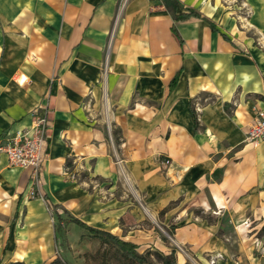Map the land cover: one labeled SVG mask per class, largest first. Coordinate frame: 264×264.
<instances>
[{"label": "crops", "instance_id": "obj_1", "mask_svg": "<svg viewBox=\"0 0 264 264\" xmlns=\"http://www.w3.org/2000/svg\"><path fill=\"white\" fill-rule=\"evenodd\" d=\"M172 1L0 0V146L34 109L49 121L37 186L0 152V264L60 258L64 215L167 255L146 217L163 215L199 260L221 242L191 209L228 217L242 246L264 227V141L245 136L264 109V0Z\"/></svg>", "mask_w": 264, "mask_h": 264}, {"label": "rangeland", "instance_id": "obj_2", "mask_svg": "<svg viewBox=\"0 0 264 264\" xmlns=\"http://www.w3.org/2000/svg\"><path fill=\"white\" fill-rule=\"evenodd\" d=\"M125 188L128 191L126 201L132 207L141 210L142 201L138 194L127 186ZM119 202L123 205L125 200H120ZM178 206V201L172 202L165 211H175ZM189 214L190 216H194L198 220V223L207 225L213 229L214 235L221 242L220 255L209 254V252H198L199 256L202 255L205 259L199 260L197 254H195V257L192 255L191 249L175 244L172 232L161 225L163 223V215L158 217L147 215L149 226L155 228L157 235L170 244L169 254L174 250L176 258L180 256L184 258V264H220L222 262H230L232 264H264V227L256 235L250 237L249 241L244 242V246H242L241 237L231 229L228 217L222 215L215 216L210 214V212L205 213L200 208L191 209ZM170 222H172L171 219ZM55 223L60 226L57 231L60 242L56 249V256L60 257L67 264H136L122 256L110 244L91 236L87 231L80 229L78 226L72 225L69 218L65 215ZM136 234L137 236L142 235V233L138 232ZM252 234L255 233L252 232ZM252 234L248 235L251 236ZM156 252L162 253L157 248L138 249V253L148 256L151 264H162Z\"/></svg>", "mask_w": 264, "mask_h": 264}, {"label": "built area", "instance_id": "obj_3", "mask_svg": "<svg viewBox=\"0 0 264 264\" xmlns=\"http://www.w3.org/2000/svg\"><path fill=\"white\" fill-rule=\"evenodd\" d=\"M127 0H123V5ZM32 123L27 129L15 132L8 141L0 146V152L7 157L9 164L13 167L29 169L33 186H37L39 173L44 163L46 155V137L49 127V121L41 108H36L31 113ZM246 142L257 147L264 141V109L256 110L253 123L246 130ZM170 164L169 159H163L161 165ZM65 173L71 180H75V175L68 169ZM30 196L34 198L36 193L32 188Z\"/></svg>", "mask_w": 264, "mask_h": 264}, {"label": "trees", "instance_id": "obj_4", "mask_svg": "<svg viewBox=\"0 0 264 264\" xmlns=\"http://www.w3.org/2000/svg\"><path fill=\"white\" fill-rule=\"evenodd\" d=\"M170 3H173V1L169 0V5H170ZM190 16L198 17L199 15L190 11L186 15L176 16V17H174V19L175 20H181V19H184V18H187ZM175 80H176V78L173 80L172 83H174ZM70 221L73 224H75L76 226H78L79 228L87 231L91 236L97 237V238L103 240L105 243L110 244L117 251H119L122 254V256H124L128 260H131V261L135 262L136 264H151L150 261L148 260V256L138 253V246L137 245L130 243V242H126V241L122 240L121 238H119L118 236H115V235L110 234L108 232L92 228V227L84 224L83 222H81L77 219L70 218ZM174 228L175 227H172V229L170 231L173 232ZM156 254L158 255V257L162 261V264H176V257H175V251L174 250H172L169 255H164V254L159 253V252H156ZM16 264H21V263H16ZM50 264H67V263L62 261L61 258H56Z\"/></svg>", "mask_w": 264, "mask_h": 264}]
</instances>
